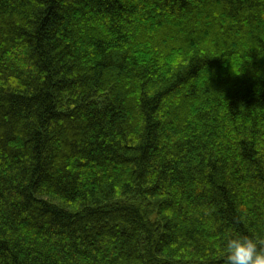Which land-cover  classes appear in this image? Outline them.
<instances>
[{"label": "trees", "instance_id": "1", "mask_svg": "<svg viewBox=\"0 0 264 264\" xmlns=\"http://www.w3.org/2000/svg\"><path fill=\"white\" fill-rule=\"evenodd\" d=\"M264 240V0H0V264H224Z\"/></svg>", "mask_w": 264, "mask_h": 264}, {"label": "clouds", "instance_id": "2", "mask_svg": "<svg viewBox=\"0 0 264 264\" xmlns=\"http://www.w3.org/2000/svg\"><path fill=\"white\" fill-rule=\"evenodd\" d=\"M224 264H264V240L235 231L222 236Z\"/></svg>", "mask_w": 264, "mask_h": 264}]
</instances>
